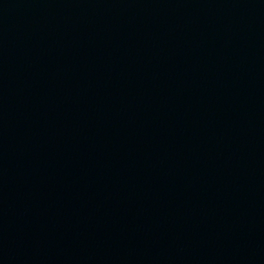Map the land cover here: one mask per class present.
<instances>
[{"label": "water", "instance_id": "1", "mask_svg": "<svg viewBox=\"0 0 264 264\" xmlns=\"http://www.w3.org/2000/svg\"><path fill=\"white\" fill-rule=\"evenodd\" d=\"M0 264H264V0H0Z\"/></svg>", "mask_w": 264, "mask_h": 264}]
</instances>
